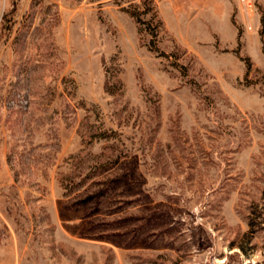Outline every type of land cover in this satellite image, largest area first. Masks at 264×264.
Returning <instances> with one entry per match:
<instances>
[{
	"label": "rangeland",
	"instance_id": "1",
	"mask_svg": "<svg viewBox=\"0 0 264 264\" xmlns=\"http://www.w3.org/2000/svg\"><path fill=\"white\" fill-rule=\"evenodd\" d=\"M0 0V264H264V0Z\"/></svg>",
	"mask_w": 264,
	"mask_h": 264
},
{
	"label": "built area",
	"instance_id": "2",
	"mask_svg": "<svg viewBox=\"0 0 264 264\" xmlns=\"http://www.w3.org/2000/svg\"><path fill=\"white\" fill-rule=\"evenodd\" d=\"M240 3L242 6V10L247 18V21H246L247 26L248 28H250V24L248 22V16H249V13L252 11V6H253L252 1L251 0H240Z\"/></svg>",
	"mask_w": 264,
	"mask_h": 264
}]
</instances>
